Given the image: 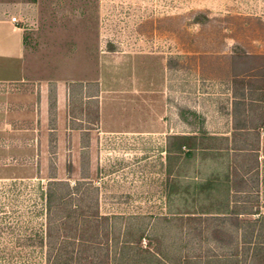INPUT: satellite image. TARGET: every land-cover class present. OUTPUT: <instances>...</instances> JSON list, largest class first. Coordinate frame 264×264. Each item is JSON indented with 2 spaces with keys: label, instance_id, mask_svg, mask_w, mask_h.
<instances>
[{
  "label": "rangeland",
  "instance_id": "obj_1",
  "mask_svg": "<svg viewBox=\"0 0 264 264\" xmlns=\"http://www.w3.org/2000/svg\"><path fill=\"white\" fill-rule=\"evenodd\" d=\"M2 17L49 76L114 69L119 110L135 111L128 76L137 110L164 122L153 138L87 132L74 148L49 83L45 154L0 130V264H264L252 161L230 157L233 131L212 134L230 116L264 126V0H0ZM69 105L92 130L94 101L75 89Z\"/></svg>",
  "mask_w": 264,
  "mask_h": 264
},
{
  "label": "crops",
  "instance_id": "obj_2",
  "mask_svg": "<svg viewBox=\"0 0 264 264\" xmlns=\"http://www.w3.org/2000/svg\"><path fill=\"white\" fill-rule=\"evenodd\" d=\"M15 24L8 18H0V119L3 121L0 130L8 128L7 141L21 140L20 146L26 152L30 149L32 157L38 156L39 152L46 153V133L53 130L47 126L51 103L49 83H54L52 100L55 105L57 123L59 128L62 127L58 133L65 130L72 140L74 148L79 147V141L86 138L87 132H89L90 138L101 135L130 134L135 138L145 139L153 138L155 134L160 133L158 127L162 126L163 117H156L153 112L142 113L137 110L136 102L140 95L132 93L130 90L133 79H128V76L126 79L125 76L120 79L123 84L128 85L127 93H125L126 100L135 105L134 113L127 111L125 114L119 110L120 108L116 104L117 93L109 88V85L113 86L116 83L114 69L109 70V81L100 74V71L97 74L93 73L90 76H79L72 79L57 77L56 73L49 76V73L44 70L46 63L37 61L29 55L30 52L28 53L23 44L22 29ZM141 80L138 78L136 84H140ZM143 81L146 82L144 78ZM88 86L94 87L93 92L89 95L86 94ZM141 88L144 89L143 92H146L142 94V99L155 97V94L150 93L156 89L155 86L146 82ZM75 89L83 92L84 100L94 101L96 111L92 130L84 125L85 121L81 120V115L76 116L74 112L70 111V95ZM134 89L139 88L135 87ZM131 104L128 106L130 107ZM233 119V116L228 118L232 124L229 131L212 134L229 136L231 131L234 132V137L228 138L229 149L227 150L231 153L230 157L242 154L244 158L251 159L250 172L256 176L259 193L264 197V126L260 125L256 129L248 125L245 126V123H248L245 116L246 121L243 120L242 123L238 121L236 125H233ZM60 122H62V126ZM239 134L242 136H238ZM57 136L60 139V135ZM251 139L254 140V146L251 147L248 144L245 146L244 143L250 142ZM232 140L235 144L241 142L244 145L242 148H237L238 146L235 144L232 147ZM229 192L233 193L231 187H229Z\"/></svg>",
  "mask_w": 264,
  "mask_h": 264
},
{
  "label": "trees",
  "instance_id": "obj_3",
  "mask_svg": "<svg viewBox=\"0 0 264 264\" xmlns=\"http://www.w3.org/2000/svg\"><path fill=\"white\" fill-rule=\"evenodd\" d=\"M51 197H52V195L49 194V198H48V200H46L45 205H46V208H47V209H50L51 206H52V200H51ZM49 237H51V233H48V238H49ZM151 256H152V258L156 261V263H159V262H160V260L158 259L157 255H151Z\"/></svg>",
  "mask_w": 264,
  "mask_h": 264
},
{
  "label": "built area",
  "instance_id": "obj_4",
  "mask_svg": "<svg viewBox=\"0 0 264 264\" xmlns=\"http://www.w3.org/2000/svg\"><path fill=\"white\" fill-rule=\"evenodd\" d=\"M10 20H11L12 22H17V20H16L15 17H11Z\"/></svg>",
  "mask_w": 264,
  "mask_h": 264
}]
</instances>
